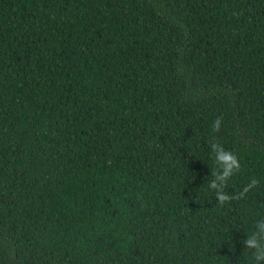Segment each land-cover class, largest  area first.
Returning a JSON list of instances; mask_svg holds the SVG:
<instances>
[{
    "label": "trees",
    "instance_id": "obj_1",
    "mask_svg": "<svg viewBox=\"0 0 264 264\" xmlns=\"http://www.w3.org/2000/svg\"><path fill=\"white\" fill-rule=\"evenodd\" d=\"M249 240L264 0H0V264H264Z\"/></svg>",
    "mask_w": 264,
    "mask_h": 264
},
{
    "label": "clouds",
    "instance_id": "obj_2",
    "mask_svg": "<svg viewBox=\"0 0 264 264\" xmlns=\"http://www.w3.org/2000/svg\"><path fill=\"white\" fill-rule=\"evenodd\" d=\"M221 126V118H217L214 121L213 124V130L214 131H219ZM214 148H216V145H213ZM217 161L220 163V165L223 167L224 172L223 176L221 177L222 179L224 177L230 176L232 174V169L236 168L239 169V164L237 163V158L235 154L221 150L217 156ZM215 187V185H213ZM247 246L249 248H255L257 249V253L255 254V259L256 260H264V245H261L257 243L254 240H249L247 242Z\"/></svg>",
    "mask_w": 264,
    "mask_h": 264
}]
</instances>
